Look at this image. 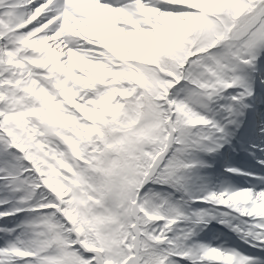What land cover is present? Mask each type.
<instances>
[{
	"label": "snow or ice",
	"instance_id": "obj_1",
	"mask_svg": "<svg viewBox=\"0 0 264 264\" xmlns=\"http://www.w3.org/2000/svg\"><path fill=\"white\" fill-rule=\"evenodd\" d=\"M0 264H264V0H0Z\"/></svg>",
	"mask_w": 264,
	"mask_h": 264
}]
</instances>
